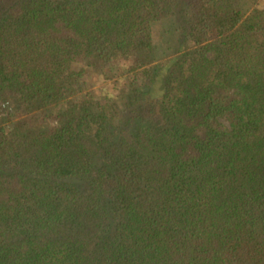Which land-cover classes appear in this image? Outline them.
Instances as JSON below:
<instances>
[{
    "label": "trees",
    "instance_id": "1",
    "mask_svg": "<svg viewBox=\"0 0 264 264\" xmlns=\"http://www.w3.org/2000/svg\"><path fill=\"white\" fill-rule=\"evenodd\" d=\"M0 264H264V0H0Z\"/></svg>",
    "mask_w": 264,
    "mask_h": 264
},
{
    "label": "rangeland",
    "instance_id": "2",
    "mask_svg": "<svg viewBox=\"0 0 264 264\" xmlns=\"http://www.w3.org/2000/svg\"><path fill=\"white\" fill-rule=\"evenodd\" d=\"M155 40L160 45L161 49L164 50L166 48L165 42L167 41V27L163 25L157 26L155 29Z\"/></svg>",
    "mask_w": 264,
    "mask_h": 264
}]
</instances>
